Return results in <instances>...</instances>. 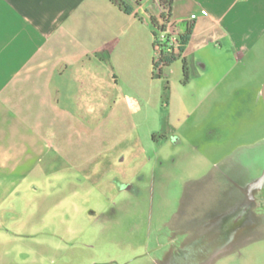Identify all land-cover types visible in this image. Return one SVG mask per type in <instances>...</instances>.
Instances as JSON below:
<instances>
[{
	"label": "rangeland",
	"instance_id": "obj_1",
	"mask_svg": "<svg viewBox=\"0 0 264 264\" xmlns=\"http://www.w3.org/2000/svg\"><path fill=\"white\" fill-rule=\"evenodd\" d=\"M190 49L205 68L197 64L200 75L188 85L182 83L181 60L161 81L145 86L138 79L145 91L160 88L162 110L148 102L149 96L158 98L157 92L143 95L140 87L131 89L119 80L111 110L99 115L81 110L68 144L55 143L31 161L30 171L5 178L9 190L1 205L6 215L0 216V262L170 264L169 226L185 217L176 214L180 200H187L182 211L189 217L192 204L206 201L211 190L200 181L191 189L185 180L212 172L231 153L245 157L236 166H245L246 188H258L255 209L264 211L259 191L264 185V38L238 57L216 36ZM167 101L172 103L169 123L180 131V141L165 137L160 126ZM258 230L264 232L263 214ZM256 235L252 231L246 241ZM178 236L177 242L183 234ZM189 243L184 240V247ZM234 261L264 264V238L247 244L238 258L230 254L209 264Z\"/></svg>",
	"mask_w": 264,
	"mask_h": 264
},
{
	"label": "crops",
	"instance_id": "obj_2",
	"mask_svg": "<svg viewBox=\"0 0 264 264\" xmlns=\"http://www.w3.org/2000/svg\"><path fill=\"white\" fill-rule=\"evenodd\" d=\"M151 3L142 0L135 4L137 15H129L111 0H0L3 219L6 209L1 205L9 190L5 178L30 171L31 161L55 143L68 144L81 110L97 115L111 110L119 80L133 89L140 87L139 78L145 86L163 79L153 77L154 37L148 14L158 17L161 8L158 0ZM193 14L197 15L193 36L183 53L190 73L184 86L200 75L197 64L205 68L204 60L190 49L192 43L216 36L238 57L247 55L264 38V0H174L171 24L180 27ZM138 90L143 95L147 90L157 92L158 98L149 96L148 102L162 110L160 88ZM171 104L167 101L168 109L159 118L161 131L180 141V131L169 123ZM241 158L240 153H231L214 167L235 168ZM0 264L8 263L1 260Z\"/></svg>",
	"mask_w": 264,
	"mask_h": 264
},
{
	"label": "flooded vegetation",
	"instance_id": "obj_3",
	"mask_svg": "<svg viewBox=\"0 0 264 264\" xmlns=\"http://www.w3.org/2000/svg\"><path fill=\"white\" fill-rule=\"evenodd\" d=\"M234 169L233 167L215 168L203 177L192 178L187 182L186 186L191 185V189H194L195 184L200 181L211 190L206 201L199 205L192 204L189 217L185 210L182 211L183 207H186L187 200L183 198L180 200V208L176 214L183 213L185 217L183 221L180 216L178 224L170 223L169 226L173 234V237H170L172 246L167 252L173 256L171 263L209 264L214 259L230 254L238 258L247 244L264 238V232L256 231L259 219L262 214L264 215V211L255 209L261 200L255 195L258 188L250 187L247 190L244 165L231 172ZM252 182L255 183L256 178L250 183ZM187 189L188 187L184 191ZM259 191L264 202V185H260ZM252 231L257 234L255 239L246 241L251 237ZM180 233L183 237L177 242ZM187 239H190V243L184 247L183 241ZM163 261L165 257L161 260L162 263ZM233 264H237L236 261Z\"/></svg>",
	"mask_w": 264,
	"mask_h": 264
},
{
	"label": "trees",
	"instance_id": "obj_4",
	"mask_svg": "<svg viewBox=\"0 0 264 264\" xmlns=\"http://www.w3.org/2000/svg\"><path fill=\"white\" fill-rule=\"evenodd\" d=\"M114 4H116L119 9H121L126 14H135V4L140 5L142 0H111ZM174 0H158V4L161 8L160 15L158 17L151 16V21L153 25V37H155L156 33L154 28L159 26V23L162 22L165 27L166 23L171 22V10L173 7ZM194 21L193 20H184L181 22L180 27L181 31L179 33V45L177 50L173 48H168L167 44H160V50L155 53L153 58V77L157 78H165L166 70L169 66H171L176 61L181 60L183 64V83L187 84L190 79V73L187 65L186 58L183 56V53L190 43L193 31H194ZM157 46V41L154 39L153 48L155 51V47Z\"/></svg>",
	"mask_w": 264,
	"mask_h": 264
},
{
	"label": "built area",
	"instance_id": "obj_5",
	"mask_svg": "<svg viewBox=\"0 0 264 264\" xmlns=\"http://www.w3.org/2000/svg\"><path fill=\"white\" fill-rule=\"evenodd\" d=\"M197 17L196 14H193L189 20H193ZM163 23L160 22L159 26L154 28L156 33L154 39L157 41V46L155 47V53L160 50V44H167L168 48H173L177 50L179 45V33L181 28L176 24L166 23L165 27H163Z\"/></svg>",
	"mask_w": 264,
	"mask_h": 264
},
{
	"label": "water",
	"instance_id": "obj_6",
	"mask_svg": "<svg viewBox=\"0 0 264 264\" xmlns=\"http://www.w3.org/2000/svg\"><path fill=\"white\" fill-rule=\"evenodd\" d=\"M261 94H262L263 99H264V84H263V86H262Z\"/></svg>",
	"mask_w": 264,
	"mask_h": 264
}]
</instances>
